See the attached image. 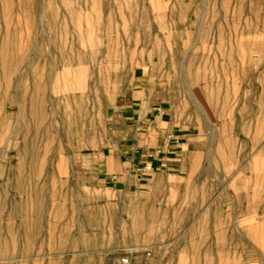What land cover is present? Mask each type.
<instances>
[{"label": "rangeland", "instance_id": "374dc122", "mask_svg": "<svg viewBox=\"0 0 264 264\" xmlns=\"http://www.w3.org/2000/svg\"><path fill=\"white\" fill-rule=\"evenodd\" d=\"M125 90L245 133L215 220L184 231L214 222L192 264H264V0H0V264L143 261L154 194L85 172L127 143Z\"/></svg>", "mask_w": 264, "mask_h": 264}, {"label": "crops", "instance_id": "0c3cea01", "mask_svg": "<svg viewBox=\"0 0 264 264\" xmlns=\"http://www.w3.org/2000/svg\"><path fill=\"white\" fill-rule=\"evenodd\" d=\"M127 96L128 102L116 105V98L125 100ZM112 108L127 127L123 135L127 143L100 149L85 172L104 191L129 195L149 188L154 194L147 197L151 205L144 231L148 254L135 264H186L190 260L192 264L199 257L198 237L215 234L210 227L214 222L210 223L215 220L217 205L224 203L215 195L216 181L223 179L218 174L220 165L225 164L231 148L246 145L245 133L226 125L215 130L211 122L201 128L194 112L178 111L172 101L153 98L147 92L125 90L114 98ZM152 185L159 187L154 190ZM253 203L247 198L248 206ZM204 219L210 222L209 228L200 229L192 222L184 231L185 220ZM184 234L196 239L185 243ZM186 252L191 256H183ZM89 263L93 261H75Z\"/></svg>", "mask_w": 264, "mask_h": 264}, {"label": "built area", "instance_id": "2783aa9c", "mask_svg": "<svg viewBox=\"0 0 264 264\" xmlns=\"http://www.w3.org/2000/svg\"><path fill=\"white\" fill-rule=\"evenodd\" d=\"M131 253L125 254L122 258L119 260V264H131Z\"/></svg>", "mask_w": 264, "mask_h": 264}, {"label": "bare ground", "instance_id": "6f19581e", "mask_svg": "<svg viewBox=\"0 0 264 264\" xmlns=\"http://www.w3.org/2000/svg\"><path fill=\"white\" fill-rule=\"evenodd\" d=\"M41 19H42V17H41ZM43 20V19H42ZM18 117V116H17ZM256 170V169H255Z\"/></svg>", "mask_w": 264, "mask_h": 264}]
</instances>
